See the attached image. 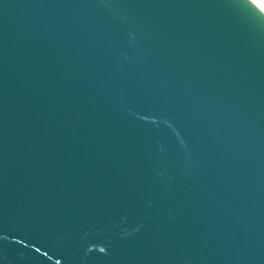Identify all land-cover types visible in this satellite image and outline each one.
I'll return each mask as SVG.
<instances>
[{"label": "water", "instance_id": "obj_1", "mask_svg": "<svg viewBox=\"0 0 264 264\" xmlns=\"http://www.w3.org/2000/svg\"><path fill=\"white\" fill-rule=\"evenodd\" d=\"M0 264H264V12L0 0Z\"/></svg>", "mask_w": 264, "mask_h": 264}, {"label": "bare ground", "instance_id": "obj_2", "mask_svg": "<svg viewBox=\"0 0 264 264\" xmlns=\"http://www.w3.org/2000/svg\"><path fill=\"white\" fill-rule=\"evenodd\" d=\"M264 12V0H252ZM263 5H261L259 2Z\"/></svg>", "mask_w": 264, "mask_h": 264}, {"label": "rangeland", "instance_id": "obj_3", "mask_svg": "<svg viewBox=\"0 0 264 264\" xmlns=\"http://www.w3.org/2000/svg\"><path fill=\"white\" fill-rule=\"evenodd\" d=\"M259 2V1H258ZM260 3V2H259ZM261 4V3H260ZM262 5V4H261ZM263 6V5H262Z\"/></svg>", "mask_w": 264, "mask_h": 264}]
</instances>
